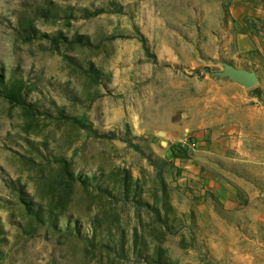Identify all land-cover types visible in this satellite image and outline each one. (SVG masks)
<instances>
[{
    "label": "rangeland",
    "instance_id": "374dc122",
    "mask_svg": "<svg viewBox=\"0 0 264 264\" xmlns=\"http://www.w3.org/2000/svg\"><path fill=\"white\" fill-rule=\"evenodd\" d=\"M0 264H264V0H0Z\"/></svg>",
    "mask_w": 264,
    "mask_h": 264
},
{
    "label": "water",
    "instance_id": "95a60500",
    "mask_svg": "<svg viewBox=\"0 0 264 264\" xmlns=\"http://www.w3.org/2000/svg\"><path fill=\"white\" fill-rule=\"evenodd\" d=\"M214 77L228 78L229 80L243 86L246 89H251L259 84V78L254 71L238 69L229 64H224L223 71L212 73ZM160 136H165L163 131L159 132ZM166 145L165 142H163Z\"/></svg>",
    "mask_w": 264,
    "mask_h": 264
},
{
    "label": "built area",
    "instance_id": "2783aa9c",
    "mask_svg": "<svg viewBox=\"0 0 264 264\" xmlns=\"http://www.w3.org/2000/svg\"><path fill=\"white\" fill-rule=\"evenodd\" d=\"M195 145V144H194Z\"/></svg>",
    "mask_w": 264,
    "mask_h": 264
}]
</instances>
